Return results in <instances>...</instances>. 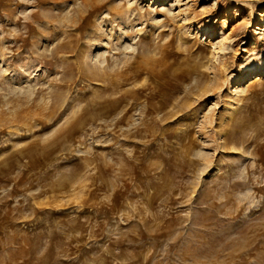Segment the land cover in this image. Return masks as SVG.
<instances>
[{
	"label": "rangeland",
	"instance_id": "1",
	"mask_svg": "<svg viewBox=\"0 0 264 264\" xmlns=\"http://www.w3.org/2000/svg\"><path fill=\"white\" fill-rule=\"evenodd\" d=\"M0 264H264V0H0Z\"/></svg>",
	"mask_w": 264,
	"mask_h": 264
}]
</instances>
